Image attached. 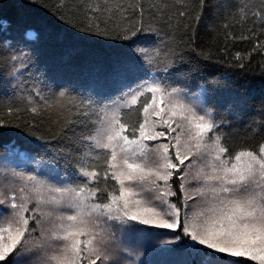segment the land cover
I'll use <instances>...</instances> for the list:
<instances>
[{
  "label": "snow or ice",
  "instance_id": "1",
  "mask_svg": "<svg viewBox=\"0 0 264 264\" xmlns=\"http://www.w3.org/2000/svg\"><path fill=\"white\" fill-rule=\"evenodd\" d=\"M4 7L0 264H264V0Z\"/></svg>",
  "mask_w": 264,
  "mask_h": 264
},
{
  "label": "trees",
  "instance_id": "2",
  "mask_svg": "<svg viewBox=\"0 0 264 264\" xmlns=\"http://www.w3.org/2000/svg\"><path fill=\"white\" fill-rule=\"evenodd\" d=\"M62 2H64V0H40V3H47L49 7H51L52 5H57ZM69 2H71V0H69ZM3 4L5 5L3 9L4 14L11 19H15L17 15V10L14 7L15 0H3ZM27 14L30 17H34V18L44 15L43 11L38 8L27 9ZM229 31H231L233 35H236V34H240L241 30L239 28H235V29H229ZM199 36L200 39L205 43L211 41L223 45L226 42L225 36L210 35L205 31L203 25L200 26ZM250 46H251V42H241L236 45V50H247L250 48ZM262 60H264V58H262L261 56L258 55L253 56V66L257 72H259L260 70L258 67V63L261 62ZM0 118L14 119V117L7 116L2 108H0ZM236 142L239 143L240 139L237 138Z\"/></svg>",
  "mask_w": 264,
  "mask_h": 264
}]
</instances>
